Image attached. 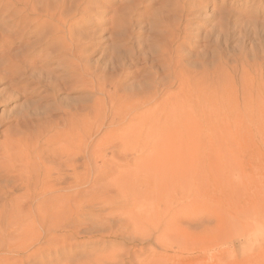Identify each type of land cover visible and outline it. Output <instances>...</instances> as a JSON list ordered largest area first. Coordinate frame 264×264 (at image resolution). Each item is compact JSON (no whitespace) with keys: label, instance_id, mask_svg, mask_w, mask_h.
I'll use <instances>...</instances> for the list:
<instances>
[{"label":"rangeland","instance_id":"obj_1","mask_svg":"<svg viewBox=\"0 0 264 264\" xmlns=\"http://www.w3.org/2000/svg\"><path fill=\"white\" fill-rule=\"evenodd\" d=\"M105 1H94L91 17L78 25L71 21L76 26L65 41L73 43L72 50L62 46L64 42L45 41L44 27L31 13L9 25L8 38L0 40V131L4 132L0 143L6 134L67 129L68 159L45 153L43 160L58 170L67 159L76 168L70 167V204L88 198L83 191L93 182L99 190L114 194L110 202H96L91 208L103 215L113 209L119 217L113 228L97 227L70 238L60 264H204L202 258L186 259L178 244L189 232L199 231L198 223L191 221L195 217L221 221L218 229L207 232L208 237L211 234L207 242L221 248L219 259L224 264H240L253 256L252 249L254 254L264 249V0H189L196 8L189 26L194 31L184 44L172 41V46L168 25L177 16V0ZM159 43L174 54L177 46L184 52L183 64L195 86L187 94L202 89L207 98L213 94L211 109L216 113L221 105L227 106L213 123V136L199 137L206 128L188 122L167 128L168 140L162 143L132 138L98 143L119 122L103 115L99 85L119 80L123 93L134 99L137 84L152 71L135 49L144 46L148 51ZM121 51L129 54L128 60L114 69L110 60ZM63 141L60 136L54 149ZM163 169L165 173L158 176ZM139 176L151 178L150 183L153 179L155 187L141 186L136 182ZM77 187L82 190L79 195ZM93 255L100 257L94 260Z\"/></svg>","mask_w":264,"mask_h":264},{"label":"bare ground","instance_id":"obj_2","mask_svg":"<svg viewBox=\"0 0 264 264\" xmlns=\"http://www.w3.org/2000/svg\"><path fill=\"white\" fill-rule=\"evenodd\" d=\"M94 1L96 0H0V40L5 39V37L8 38L9 34L5 33H7L6 29L9 25L12 23L17 25V21L20 22L25 15L28 16L31 13L38 15L37 24L44 27L42 32L45 41L47 38L48 43L61 42L62 44L64 42L62 46L65 45V48L72 47L69 49L72 50L74 49L73 43L71 41L67 42L65 39L68 37L70 39V35H73L70 33L72 28L76 26L74 24L76 21L78 25L90 16ZM140 1L142 2V0ZM105 2H110V0ZM189 2V0H177V3H175L178 9V13L176 12L177 16L173 20L169 18L173 21V24L170 23L171 26L168 25V28L171 29L168 30L166 28L169 31V35L167 36L166 32L164 34V37L166 35L171 39L170 46H172V41H180V44H184L187 37L194 31L189 26H192L190 19L196 8L191 7ZM14 11L22 14L13 16L11 14ZM183 19L186 22L183 23ZM71 21L75 22L71 23ZM26 22L28 23V21ZM75 39L76 37H73L72 40L74 41ZM166 39H164L165 42ZM161 40H158V42H161ZM155 42H157V39H155ZM153 48L155 47L153 46ZM135 50V55L137 54L139 58L147 62L145 64L147 67L150 66L152 71L147 74V80H140L141 82L137 84L139 91L135 89L138 94L135 91L137 95L136 97L134 96V99H128L131 94L123 93L124 88L122 89L119 80H112L109 85H99L98 89L103 95L101 100H103L105 106L104 111L106 110L103 115L105 114V117L112 116V123H116V118H119V122H117V128H112L113 130L106 132L97 142L100 143L101 140L106 138H111V140L112 138H118V140L116 139L117 142L121 141L119 139L132 138V141L137 139L162 143L168 140V136L165 135L167 128L170 126L183 127L188 122L192 124V127L203 126L206 128L204 129L205 133H198L199 137L211 138L214 133L213 123L220 120L221 113L223 115L226 113L227 106L219 105L220 110L216 113L215 109H211V103L215 98L213 94L207 98V91L204 93L203 89L194 94H187L195 86L192 83L191 74L184 67L182 60L184 52L180 46L175 49V54L164 43L162 45L159 43L155 49L148 48V51H146L144 46ZM180 50L183 54H181ZM127 51L129 53V49ZM123 53L121 51L115 57L113 55V58L110 57L112 59L110 60L112 68L117 69L120 66H124L123 64L121 65V62H126L129 54L124 53L125 55H123ZM157 64L160 66L158 67ZM113 66H116V68ZM121 75H123L122 72ZM113 79H117V77H113ZM106 83L108 82L106 81ZM213 86L214 83L209 84L210 89H213ZM111 89L114 90L110 91ZM99 104L101 103L99 102ZM221 120H223V117ZM51 131L52 128L49 127L42 131H37V133L29 130L17 136L6 134V140L0 143V200L2 203L0 204V264H60L66 255V246L70 238L73 236L78 237L83 232L91 233L97 227H99L97 230H102L103 228L105 230V227L113 228L112 224L117 216L113 214V209L107 215H103L100 212L95 213L91 209L96 202H110L111 200L109 201V199L114 196L112 191L111 193L107 189L102 191L103 188L99 190L96 182L88 185L83 191L85 192L83 196L88 198L84 199L83 197L80 204H74L73 206L70 204V167L72 170L76 169L70 166V162H67L70 154V134L67 129L61 132L55 131L54 133ZM50 132L52 134H49ZM3 133V131H0V134ZM60 136L66 141H63L57 149H54V145L58 143ZM116 140L114 139V141ZM45 153L53 156L55 154L61 155L62 158L67 157V159L60 169L57 170L55 166L43 160ZM177 166L180 167V164L177 163ZM154 170L156 171V169ZM165 171V169L161 170V172L158 170V176H162ZM140 176L143 177V173ZM140 176L139 181L136 179V182H139L141 186L144 183L152 186L153 179L152 183H150L151 178L140 179ZM77 185H80V183L78 182ZM154 185L161 187L158 183ZM113 186L115 187V184H112L111 187L113 188ZM112 188L111 190H113ZM75 189L77 190L76 195H79L82 191L80 187ZM60 191L62 192L56 193ZM82 202L87 204H82ZM74 211L75 213H73ZM118 218L116 220H119ZM191 221L198 223L199 228L197 230L199 231L195 233L189 232L185 237L181 238V241L178 240L181 252L183 254L186 252L188 255L185 258L190 261L202 258L206 260L204 264H224L219 259L221 248L219 249L216 245H211L207 242L211 239V234L208 237L209 234L207 232H210V229L211 231L214 228L218 229L222 225L221 221L214 220L213 222L207 219L208 223L205 218L200 220L196 217ZM210 222L213 223L211 224ZM108 232L111 233L109 230ZM112 232L114 231L112 230ZM113 234L115 237L117 236L115 232ZM250 252L253 256L247 260H241L240 264H264V249L255 254L254 249ZM99 257L98 255L95 257L93 255L94 260H98ZM89 260L92 261V257Z\"/></svg>","mask_w":264,"mask_h":264}]
</instances>
